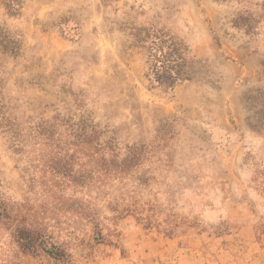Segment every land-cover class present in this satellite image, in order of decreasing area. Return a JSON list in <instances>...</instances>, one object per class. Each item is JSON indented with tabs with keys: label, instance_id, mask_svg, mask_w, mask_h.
<instances>
[{
	"label": "rangeland",
	"instance_id": "1",
	"mask_svg": "<svg viewBox=\"0 0 264 264\" xmlns=\"http://www.w3.org/2000/svg\"><path fill=\"white\" fill-rule=\"evenodd\" d=\"M0 0V264H264L263 0ZM147 29L185 65L147 78ZM101 131L103 174L70 132ZM53 131L50 137L47 131ZM46 133V134H45Z\"/></svg>",
	"mask_w": 264,
	"mask_h": 264
},
{
	"label": "trees",
	"instance_id": "2",
	"mask_svg": "<svg viewBox=\"0 0 264 264\" xmlns=\"http://www.w3.org/2000/svg\"><path fill=\"white\" fill-rule=\"evenodd\" d=\"M17 0L5 3L8 14L14 15L18 11ZM264 8V0L262 3ZM145 45L148 56L147 78L152 86L171 89L180 79L185 65L184 52L175 38L168 32L157 29H147L146 34L139 41ZM50 137L53 131H47ZM45 133V134H46ZM72 141L83 147H92L98 165L103 168V174L119 170L123 173L139 163L137 149L130 148L125 157L117 160L115 154L105 155V147L100 143L101 131L91 128L73 130L70 133ZM14 239L17 247L24 253L31 255H45L52 264H73L71 257L60 245L50 241V237L42 231L32 229L19 220L14 227Z\"/></svg>",
	"mask_w": 264,
	"mask_h": 264
}]
</instances>
